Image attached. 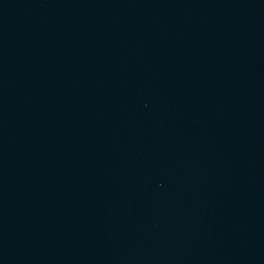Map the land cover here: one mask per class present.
I'll list each match as a JSON object with an SVG mask.
<instances>
[{
  "label": "water",
  "instance_id": "water-1",
  "mask_svg": "<svg viewBox=\"0 0 264 264\" xmlns=\"http://www.w3.org/2000/svg\"><path fill=\"white\" fill-rule=\"evenodd\" d=\"M0 264H264V0H0Z\"/></svg>",
  "mask_w": 264,
  "mask_h": 264
}]
</instances>
